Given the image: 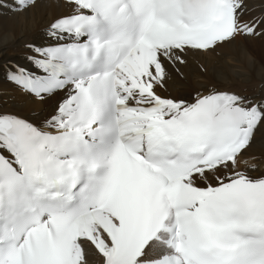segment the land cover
<instances>
[{
  "label": "snow or ice",
  "instance_id": "6c2138e0",
  "mask_svg": "<svg viewBox=\"0 0 264 264\" xmlns=\"http://www.w3.org/2000/svg\"><path fill=\"white\" fill-rule=\"evenodd\" d=\"M55 2L66 11L0 64L41 106L0 111V264H264V174L247 156L264 92L169 93L190 61L264 37V13L248 0Z\"/></svg>",
  "mask_w": 264,
  "mask_h": 264
},
{
  "label": "bare ground",
  "instance_id": "6f19581e",
  "mask_svg": "<svg viewBox=\"0 0 264 264\" xmlns=\"http://www.w3.org/2000/svg\"><path fill=\"white\" fill-rule=\"evenodd\" d=\"M0 2L10 3L11 0H0ZM248 2L249 7L256 6L251 8L253 11L256 9V16L264 13V0H248ZM65 11L66 9L57 6L55 0H41L37 7L24 14L0 8V57L7 53L14 57V54L19 52V48L24 47L27 42L39 41L46 25ZM253 39L264 44V37L251 39L238 37L234 44L221 49L219 54L190 61L185 69L186 79L171 82L169 93L187 94L212 85L221 89L229 87L228 90L246 95L264 92V45ZM250 52L255 53L256 60L250 56L252 54ZM22 55H16V58ZM4 62L0 61V64ZM200 64H203L206 70L202 71ZM0 81L5 86V88L0 87V111H17L24 115L40 111L41 106L8 84L2 73H0ZM247 156L255 157V160L250 161L257 165L255 171L249 169V175L264 174V130L257 133L256 142Z\"/></svg>",
  "mask_w": 264,
  "mask_h": 264
},
{
  "label": "rangeland",
  "instance_id": "374dc122",
  "mask_svg": "<svg viewBox=\"0 0 264 264\" xmlns=\"http://www.w3.org/2000/svg\"><path fill=\"white\" fill-rule=\"evenodd\" d=\"M255 3H256V2H255ZM253 7H256V6H250V8H253ZM252 15H256V9L252 12ZM249 39H251V38H249ZM253 40L256 41V42H258V43H260V44H262V45H264L263 43L259 42L258 40H255V39H253ZM24 51H25L24 47L19 48V52L15 53V54H14V57H11V56L9 55V53H7V54H3V55L0 57V61H1V62H4V61H8V60H15V59H17V58H16V55L23 54ZM251 53H252V54H251ZM250 54H251L250 56H252V58H253L254 60H256V58H255V53H254V52H250ZM0 87H1V88H5V86L3 85V83H2L1 81H0ZM226 88L229 89V87H226ZM252 163H254V162L249 161V164H252ZM246 167H249V165H244L243 163L241 164V170H243V169L246 168Z\"/></svg>",
  "mask_w": 264,
  "mask_h": 264
}]
</instances>
